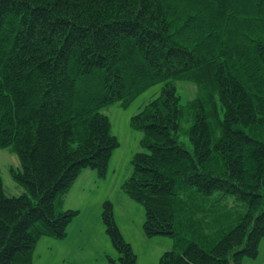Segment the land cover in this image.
I'll return each mask as SVG.
<instances>
[{
	"label": "trees",
	"instance_id": "trees-1",
	"mask_svg": "<svg viewBox=\"0 0 264 264\" xmlns=\"http://www.w3.org/2000/svg\"><path fill=\"white\" fill-rule=\"evenodd\" d=\"M181 80L196 86L183 104ZM156 83L130 118L143 150L122 182L144 208L145 236L179 240L150 264H241L257 254L264 0H0V148L16 154L9 172L23 188L9 194L0 177V264H32L41 237H65L78 214L64 209L66 194L85 168L103 177L119 145L101 108L126 106ZM216 191L246 209L213 241L203 226ZM101 216L119 253L107 264H136L110 201Z\"/></svg>",
	"mask_w": 264,
	"mask_h": 264
},
{
	"label": "rangeland",
	"instance_id": "rangeland-1",
	"mask_svg": "<svg viewBox=\"0 0 264 264\" xmlns=\"http://www.w3.org/2000/svg\"><path fill=\"white\" fill-rule=\"evenodd\" d=\"M162 83H156L137 95L128 105L123 106L115 101L101 108L110 120V131L119 145L114 148L108 161L103 177L96 170L92 174L81 177L66 195L65 208L78 210V214L70 224L69 233L62 239L43 238L44 244L36 245V253L32 264H107V258L118 256L102 222V205L108 200L113 206L115 223L133 252L136 264L157 262L161 254L173 246H180L176 238L169 235L145 236L142 230L144 208L132 200L123 190L122 182L132 171L130 160L132 156L143 150L140 146L142 132L130 126V118L136 114L149 100L160 91ZM177 92L181 96L180 103L195 96L196 86L189 81H177ZM191 123V115L184 114L181 127L186 129ZM182 138L188 144L185 133ZM19 162L10 147L0 148V177L3 186L9 194H19L23 188L11 177L9 168H17ZM208 214L206 232L209 238L216 241L228 229L232 228L245 212V203L235 199L231 194L216 191L207 197ZM199 228L203 222H197ZM201 224V225H200ZM204 232V231H203ZM189 237L187 231H183ZM47 241V242H45ZM241 264H264V237L257 246L254 257L245 256Z\"/></svg>",
	"mask_w": 264,
	"mask_h": 264
},
{
	"label": "crops",
	"instance_id": "crops-1",
	"mask_svg": "<svg viewBox=\"0 0 264 264\" xmlns=\"http://www.w3.org/2000/svg\"><path fill=\"white\" fill-rule=\"evenodd\" d=\"M88 170H90V169H87V168L83 169V170L80 172V174L77 176V178L75 179V181H74V183L72 184V186L75 184L76 181H78V180L81 178V177H79V176L92 174V173H90V171H88ZM72 186H71V188H72ZM71 188H70V189H71ZM70 189H69V190H70ZM68 192H69V191H68ZM66 195H67V194H66ZM65 200H66V196H65ZM65 200H64V209H72V208H65V205H66V204H65ZM71 223H72V221H71V222L69 223V225H68V233H69V228H70V224H71ZM43 238H46V237H44V236L41 237V238L38 240L37 244L40 243L42 246L45 245L44 242H42V241H44ZM50 238H51V237H50ZM52 239H54V238H52ZM45 242H47V241H45ZM37 244H36V245H37Z\"/></svg>",
	"mask_w": 264,
	"mask_h": 264
}]
</instances>
